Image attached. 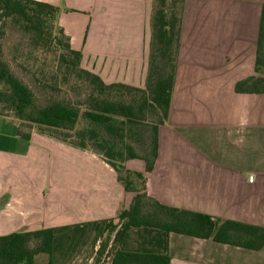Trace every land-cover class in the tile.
<instances>
[{"label":"crops","instance_id":"obj_1","mask_svg":"<svg viewBox=\"0 0 264 264\" xmlns=\"http://www.w3.org/2000/svg\"><path fill=\"white\" fill-rule=\"evenodd\" d=\"M60 8L58 24L81 65L106 84L145 88L152 0H34ZM264 0H185L168 120L158 126L148 197L166 207L264 228V93H236L255 67ZM0 115V236L54 228L59 255L87 229L108 233L134 194L104 157L21 128ZM20 133H30V140ZM253 176V182L249 177ZM74 232L75 234L71 233ZM66 235V236H65ZM163 254L170 264H264L260 251L133 228L121 221L104 256ZM37 259V258H36ZM55 261V260H54Z\"/></svg>","mask_w":264,"mask_h":264},{"label":"trees","instance_id":"obj_2","mask_svg":"<svg viewBox=\"0 0 264 264\" xmlns=\"http://www.w3.org/2000/svg\"><path fill=\"white\" fill-rule=\"evenodd\" d=\"M184 3L185 0H152L148 70L145 88L141 89L106 84L95 73L85 70L81 53L71 47L69 37L59 27L60 8L34 0H0V38L6 35L5 30L22 34L32 48L51 57L50 63L33 74V83L47 95V101L39 103L31 88L4 60L0 43V115L10 111L20 122L48 131L51 135L47 137L59 143L104 157L124 190L134 194L129 207L119 210L92 264L101 263L111 235L123 220L133 228L146 226L182 236L212 238L220 244L256 252L263 248L264 228L226 221L214 234L212 217L154 201L145 189L146 175L126 167L128 161L141 160L145 162V173L153 171L158 126L166 123L171 107ZM254 72L236 83V93H264V4ZM68 91L76 93L77 100L62 97ZM148 120L152 122L150 127L146 126ZM19 134L30 140V133L19 131ZM59 135L64 138H58ZM67 137L75 138L76 142H68ZM128 140L139 144L144 155H138ZM54 240V228L0 236V264H35L40 254L48 256V264H55ZM111 264H170V257L118 250Z\"/></svg>","mask_w":264,"mask_h":264},{"label":"rangeland","instance_id":"obj_3","mask_svg":"<svg viewBox=\"0 0 264 264\" xmlns=\"http://www.w3.org/2000/svg\"><path fill=\"white\" fill-rule=\"evenodd\" d=\"M5 36L0 38V43L3 47V58L10 65L12 72L21 79L29 88L34 92L36 100L39 103L47 101V95L43 93L34 83L33 74H35L37 68H41L43 64H48L51 61L49 54L40 53V51L32 48L26 37L22 34L5 30ZM62 97L77 100V94L68 91V94L62 95ZM5 115H13L12 112L7 111L3 113ZM152 122L148 120L146 126L150 127ZM23 129L26 131H34L50 136L46 130L40 131L39 128L33 124L20 123ZM82 124H79L81 126ZM60 139L64 138L59 135ZM68 142H76L75 138L67 137ZM132 145L136 153L140 156L144 155L143 148L134 141H127ZM139 183V182H138ZM138 189L142 190V186L138 184ZM146 189V185H145ZM72 234H75L71 231ZM105 235L107 233L102 232V228L95 226L93 229H87L76 241H69V245H66L65 249L59 254L55 255V264H92L95 254L97 253ZM66 236V235H65ZM108 260L104 256L100 264H107ZM35 264H48V256L40 254L37 256Z\"/></svg>","mask_w":264,"mask_h":264},{"label":"built area","instance_id":"obj_4","mask_svg":"<svg viewBox=\"0 0 264 264\" xmlns=\"http://www.w3.org/2000/svg\"><path fill=\"white\" fill-rule=\"evenodd\" d=\"M253 179H254L253 176H250L249 177V182H253Z\"/></svg>","mask_w":264,"mask_h":264}]
</instances>
